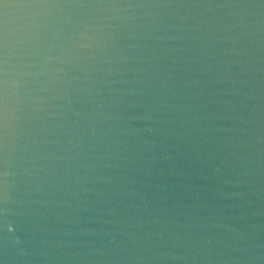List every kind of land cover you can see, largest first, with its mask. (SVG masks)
Returning a JSON list of instances; mask_svg holds the SVG:
<instances>
[{
    "label": "water",
    "instance_id": "1",
    "mask_svg": "<svg viewBox=\"0 0 264 264\" xmlns=\"http://www.w3.org/2000/svg\"><path fill=\"white\" fill-rule=\"evenodd\" d=\"M0 264H264V0H0Z\"/></svg>",
    "mask_w": 264,
    "mask_h": 264
}]
</instances>
